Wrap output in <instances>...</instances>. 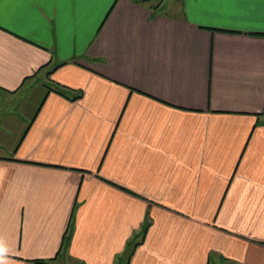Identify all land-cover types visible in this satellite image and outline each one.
I'll return each instance as SVG.
<instances>
[{
  "label": "crops",
  "instance_id": "crops-1",
  "mask_svg": "<svg viewBox=\"0 0 264 264\" xmlns=\"http://www.w3.org/2000/svg\"><path fill=\"white\" fill-rule=\"evenodd\" d=\"M0 247L264 264V0H0Z\"/></svg>",
  "mask_w": 264,
  "mask_h": 264
},
{
  "label": "trees",
  "instance_id": "trees-1",
  "mask_svg": "<svg viewBox=\"0 0 264 264\" xmlns=\"http://www.w3.org/2000/svg\"><path fill=\"white\" fill-rule=\"evenodd\" d=\"M54 86L55 87L53 89H49V90H53L56 93L61 94L63 96L71 97L70 99H76V98H78L80 96V94H78L76 96H73V95L71 96L70 93H72V92L70 90L63 88L60 85H56L55 84ZM147 225H148V222L146 223L145 227H147ZM37 263H39V264H48V262H46V261H37Z\"/></svg>",
  "mask_w": 264,
  "mask_h": 264
},
{
  "label": "clouds",
  "instance_id": "clouds-1",
  "mask_svg": "<svg viewBox=\"0 0 264 264\" xmlns=\"http://www.w3.org/2000/svg\"><path fill=\"white\" fill-rule=\"evenodd\" d=\"M3 252H4V249L2 247H0V256H2ZM0 264H3L2 259H0Z\"/></svg>",
  "mask_w": 264,
  "mask_h": 264
},
{
  "label": "rangeland",
  "instance_id": "rangeland-1",
  "mask_svg": "<svg viewBox=\"0 0 264 264\" xmlns=\"http://www.w3.org/2000/svg\"><path fill=\"white\" fill-rule=\"evenodd\" d=\"M14 100H15V98H14ZM35 103H36V101H35L34 103H32L33 106L30 105V107H32V109L35 108V106H36ZM57 264H58V263H57Z\"/></svg>",
  "mask_w": 264,
  "mask_h": 264
},
{
  "label": "snow or ice",
  "instance_id": "snow-or-ice-1",
  "mask_svg": "<svg viewBox=\"0 0 264 264\" xmlns=\"http://www.w3.org/2000/svg\"><path fill=\"white\" fill-rule=\"evenodd\" d=\"M232 2H236V0H232Z\"/></svg>",
  "mask_w": 264,
  "mask_h": 264
}]
</instances>
